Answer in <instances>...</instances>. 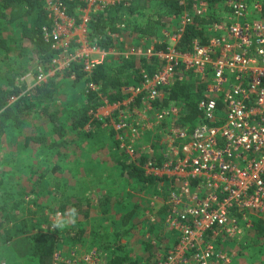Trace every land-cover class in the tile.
I'll use <instances>...</instances> for the list:
<instances>
[{
  "label": "built area",
  "instance_id": "2783aa9c",
  "mask_svg": "<svg viewBox=\"0 0 264 264\" xmlns=\"http://www.w3.org/2000/svg\"><path fill=\"white\" fill-rule=\"evenodd\" d=\"M42 1L41 35L54 55L47 68L27 71L31 84L20 95L51 79L74 80L75 65L89 78L109 60L137 61L141 80L124 85L120 101L109 102L100 85L87 82L102 97L90 111L108 123L124 164L153 178L146 218L160 231L144 235L152 258L133 264H230L264 218V0H177L180 12L167 13L153 34L138 28L157 13L143 20L139 4L161 0ZM118 6L105 30L112 43L103 47L90 39V21ZM196 18L212 21L202 26V40L183 48ZM176 85L193 86V122L185 121L183 103L167 99L165 90ZM258 239L264 245V235ZM51 264L111 261L100 248L73 246L57 247Z\"/></svg>",
  "mask_w": 264,
  "mask_h": 264
},
{
  "label": "rangeland",
  "instance_id": "374dc122",
  "mask_svg": "<svg viewBox=\"0 0 264 264\" xmlns=\"http://www.w3.org/2000/svg\"><path fill=\"white\" fill-rule=\"evenodd\" d=\"M157 7L154 2L139 4L143 20ZM27 59L28 65L31 66L28 68L34 73L33 69L36 66L31 59ZM9 61L11 58L0 60V67L6 66ZM19 64L20 62L15 59L12 66L20 71L22 65L18 68ZM26 82L31 84V79L26 78ZM67 87L69 86L60 85L56 90V97L54 96V98L58 97L59 104L65 107H69L68 102L64 103L68 98L70 100L74 98V105L78 102L77 96L73 97V93ZM54 98L50 99L51 104ZM36 99L32 98V100ZM50 101L48 99V102ZM72 110H68L63 121H68L67 118L71 116ZM29 112L31 116H27V121L25 120L21 127L0 128V233L4 235V233L20 232L17 238H10L9 241L5 236H0V264H37V260L29 252L32 239L28 233L47 227L49 215L53 212L60 211L62 214L70 215L71 208L78 211L77 222L74 226L61 231L57 229L63 236L58 248L97 247L110 254L109 258L117 257L118 260L110 259L112 264H133L148 259L145 256L151 250L145 246L143 235L146 232L160 231L159 225L149 227L146 218L147 213L152 211L148 200L152 183L131 178L125 171L123 172L124 158L119 152L116 137L108 123L102 121L100 127L90 125L91 133L78 138L81 143L93 141L101 145L96 147L100 152H96L94 157L87 158L83 162L89 167L88 172L93 175L89 176V179L86 178L88 180L75 181V193L70 194L59 184L50 185L45 181L46 185L38 187L40 180H37V183L31 181L34 178L33 174L35 178L39 177L41 180L49 178L48 166L54 162L49 150L55 146H51L53 142H58L52 141L54 134H51L47 112L32 108ZM63 129V139L74 131L70 123H67ZM25 135L31 136L29 139L31 146L26 152L18 148V143L22 141L20 139ZM60 143L62 142H59L58 147H62ZM62 145L65 146L64 143ZM76 148L74 147V151ZM36 162L43 167L46 166L44 173L31 172L28 169L24 173L25 166L34 165ZM74 168L75 172L79 169L75 164ZM82 186L84 190H89L82 189L79 194L76 193L77 187ZM249 241L247 247L242 248L239 256L232 259L230 264H264L262 241L253 234Z\"/></svg>",
  "mask_w": 264,
  "mask_h": 264
},
{
  "label": "trees",
  "instance_id": "16d2710c",
  "mask_svg": "<svg viewBox=\"0 0 264 264\" xmlns=\"http://www.w3.org/2000/svg\"><path fill=\"white\" fill-rule=\"evenodd\" d=\"M157 6L155 10L157 13L156 19L147 21L138 28L142 33L153 34L158 27L165 26L166 23L163 20L167 13H178L181 10L177 0H161L157 3ZM115 8L109 11H99L90 21V39H97L98 43L103 47H107L112 43V39L105 33V30L108 27L107 18L114 10H118L120 6ZM210 21L212 19L196 18L195 23L187 27L181 46L187 48L194 39L202 40V26ZM44 23L45 11L42 0H0V60H10L11 58V61L6 66L0 67V128L2 126L19 128L25 123V120L27 121V116H31L29 115L31 108L42 110L47 112V119L52 130L51 134H54L53 140L58 142H53L51 146L55 145V147H58L59 142H62L60 146H63V143L65 145L69 143L64 142L65 139H63V127L67 123H70L72 131L74 130L71 132V135H74V140L81 136L89 135L91 133L90 125L92 127H100L102 125V121L94 116L93 111H90L101 103L102 97L96 91L90 89L87 82L91 81L96 85H100L101 93L106 99L109 102H115L124 98L125 95L122 91L124 85L139 84L141 79L137 71L136 60L116 59L98 65L89 78L84 77V73L75 65L73 70V73L75 72L74 80H70L67 76L62 77L58 81L51 79L47 83L31 88L33 93L30 91L29 95H20L27 86V82L22 76L31 69L28 68L31 66L28 65L27 58L33 61L36 66L35 69L37 67L44 69L47 68L50 58L54 55L49 43L45 42L41 35V26ZM24 57L27 61L24 60ZM15 59L20 62L18 68L22 65L20 71L12 66ZM145 69L147 72L152 70L150 66H146ZM60 85H63V87L69 86L67 88L73 93L72 96H77L78 102L75 105L74 98L64 100V103L68 102L67 105L69 107L56 104L54 101L51 104L50 99L54 98V96L56 97L55 93ZM186 87L184 85H176L167 88L165 93L167 99H182L186 111L185 121L193 122L197 116L195 107L196 95L191 94L188 91L190 88ZM12 96L18 97L8 103ZM32 98L37 99L32 100ZM48 99L50 102H48ZM39 107L40 109H38ZM70 109H73L71 116L67 118L68 121H63V117ZM87 124H89V129H85ZM25 136V145L27 146L31 136ZM122 165L124 166L123 172L125 171L129 177L143 179L150 183L153 182V178L145 176L139 168L128 166L124 163ZM60 231H50L45 227L28 233L32 239L29 252L35 257L37 264H51L52 254L60 246L58 243L63 239ZM18 233L20 234L19 231L10 234L4 233V235L0 233V236H5V239L9 241L10 238H17ZM252 234L255 238L264 235V218H257L254 221ZM145 246L151 250L146 257L150 259L153 256L154 247L149 244H145Z\"/></svg>",
  "mask_w": 264,
  "mask_h": 264
},
{
  "label": "crops",
  "instance_id": "0c3cea01",
  "mask_svg": "<svg viewBox=\"0 0 264 264\" xmlns=\"http://www.w3.org/2000/svg\"><path fill=\"white\" fill-rule=\"evenodd\" d=\"M188 87L191 90H194L193 86L188 85ZM176 99L179 100L181 103H183L181 98L180 99L176 98ZM99 112H101V110ZM79 138H82V137H79ZM25 139H26V136L22 137L20 139L22 141L20 143H18L19 150H22L24 152L29 151L28 148H30V146H31V144H30L31 141H29L27 146L25 145ZM64 139H65V142H69V143H67L65 146H62V147H55L54 146L52 149L49 150V155H52L50 157H54V162L50 163L48 166V169H50L47 172L49 178L47 177L48 179L41 180L39 177L35 178V176L33 174L34 178L31 181H33V182L36 181V183H37L38 182L37 180H40L41 182L40 183L38 182V187H42L43 185H46L45 181H47V183L50 185H58L59 184L63 188L67 189L70 194H73V193H75V181L79 182L80 180H88L90 178L89 176L93 175L91 172H88V171H90V169H89V167H86L83 162L87 158L90 159L92 156L94 157L96 152H100V151L96 150V147H100L101 144H98V143L96 144L93 141L81 143L78 138L76 140H74V135L66 136ZM52 141H53V139H52ZM75 141H76V145H74ZM74 147H77L75 151H74ZM74 164L76 167L79 168V169H77L76 172H75ZM44 167H46V166H44ZM44 167H43V165H40L36 162V164H34V165L25 166V168L23 170H24V173H26L27 169L30 170L31 172L34 171V172L39 173L42 171L44 173L45 172ZM122 170H123V168H122ZM39 176H41V174ZM86 178H88V179H86ZM31 184H33V183H31ZM82 189H83V186L81 188L77 187L76 193L79 194ZM87 190H89V189H85L84 191H87ZM71 196H73V195H71ZM147 222L149 223V221H147ZM155 225H158V224L153 225V224L149 223V227H151V228H153ZM146 233H150V232H146ZM146 233H144V235ZM144 235H143L142 240L145 242ZM145 243L148 244L147 242H145ZM93 248H97V247H93ZM107 256H108L109 260L110 259L118 260L116 256H112L111 258H109L110 254H107ZM147 256H148V252L146 253L145 258Z\"/></svg>",
  "mask_w": 264,
  "mask_h": 264
},
{
  "label": "clouds",
  "instance_id": "9594fccd",
  "mask_svg": "<svg viewBox=\"0 0 264 264\" xmlns=\"http://www.w3.org/2000/svg\"><path fill=\"white\" fill-rule=\"evenodd\" d=\"M70 215L56 212L52 219V229L63 230L65 228L74 226L77 222L78 211L75 208H71Z\"/></svg>",
  "mask_w": 264,
  "mask_h": 264
}]
</instances>
